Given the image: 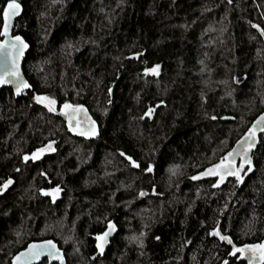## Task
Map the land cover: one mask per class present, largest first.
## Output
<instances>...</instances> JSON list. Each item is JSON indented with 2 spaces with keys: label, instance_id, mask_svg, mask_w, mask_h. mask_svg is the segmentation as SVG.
I'll return each mask as SVG.
<instances>
[{
  "label": "trees",
  "instance_id": "16d2710c",
  "mask_svg": "<svg viewBox=\"0 0 264 264\" xmlns=\"http://www.w3.org/2000/svg\"><path fill=\"white\" fill-rule=\"evenodd\" d=\"M17 2L31 88L18 99L0 90V184L12 180L0 191V264L45 240L68 264H245L210 233L264 241V135L240 183L191 177L264 112V0ZM65 103L88 108L97 140L69 133ZM54 188L55 199L42 194ZM110 221L119 231L100 255Z\"/></svg>",
  "mask_w": 264,
  "mask_h": 264
},
{
  "label": "snow or ice",
  "instance_id": "6c2138e0",
  "mask_svg": "<svg viewBox=\"0 0 264 264\" xmlns=\"http://www.w3.org/2000/svg\"><path fill=\"white\" fill-rule=\"evenodd\" d=\"M20 4L17 0H7V4L2 9V28H0V37H4V40L0 42V85L11 84L13 85L16 94H19L24 89L30 87V85L25 82L20 74L19 70V60L24 55V50L28 47V44L22 39L19 35L9 36V28L12 26V18L19 14ZM252 27H257L252 25ZM261 36H264V30L260 31ZM159 65H155L152 68H146L145 75L152 74L158 75ZM33 99L37 104H42L48 109L49 112L55 111L56 101L47 96H34ZM162 103V102H161ZM84 112V109L80 105H72L65 103L61 108V114L68 119L69 131L76 132L77 135L82 136H95L96 135V126L95 122L91 118H86L85 121L81 122L77 119V116ZM152 109H149L145 112V116L150 115ZM216 119V117H211ZM73 121H75V126H73ZM87 125L85 127L84 125ZM257 128L261 132H264V115L258 117L253 126L248 129L244 137L238 143L241 144V148L233 149L228 152L227 155L222 157L219 163L213 164L211 167L205 169L202 172L201 176H214L218 177L216 183L213 187L218 186L222 183L227 176H234L237 183H240L242 180L241 170L244 169L245 165L248 166V171L252 170V161L248 155L251 149L254 146V141L257 135ZM54 151L51 144L47 148L38 149L36 152L32 153V159H38L39 155L44 151ZM121 156H124L126 160L129 161V164L132 167H138V164L131 159V157L126 156L123 152L120 153ZM239 157V168H236V157ZM25 160H28L29 157L25 156ZM152 166L149 165L146 171H151ZM198 176H193L191 179L196 180ZM12 183L11 179L4 181L0 184V191L6 189ZM59 189L54 188L51 192L44 193V195H50L55 199V194L58 193ZM140 195H144L143 192ZM109 230H114V226L109 222ZM110 234L109 231H105L102 236H97V248L102 249V243H106V237ZM210 235L216 236L221 241H225L228 244H232V240L226 236L222 235L219 231H213ZM239 253L240 257L247 256L248 264H264V243L261 244H245L243 247H232L230 255L235 256ZM41 256H47L55 260H59L60 264H64L63 257L61 256L60 251L57 249L56 244L51 240L44 241L42 244H30L26 251L19 253L16 257L13 258V264H34V261L40 259ZM225 264H228L225 261Z\"/></svg>",
  "mask_w": 264,
  "mask_h": 264
},
{
  "label": "water",
  "instance_id": "95a60500",
  "mask_svg": "<svg viewBox=\"0 0 264 264\" xmlns=\"http://www.w3.org/2000/svg\"><path fill=\"white\" fill-rule=\"evenodd\" d=\"M20 6H21V5H20ZM22 13H23V7L21 6L19 14L16 15V16H14V17L12 18V21H11L12 26L9 28V36H10V37L15 35V34H14L15 25H16L17 20L21 17ZM260 31H261V30H260ZM22 39H23V38H22ZM3 40H4V37H1L0 42H2ZM24 41H25V40H24ZM25 42H26V41H25ZM28 51H29V45H28V47L24 50V55H23V56L20 58V60H19V70H20V74H21L22 79H23L25 82H27V83L29 84L28 80L26 79V77L24 76V73H23V62H24V59H25L26 54L28 53ZM138 58H139V55H134V56H131V57H130V59H138ZM29 85H30V84H29ZM30 88H31V86H30L29 88H27V89H24V90H23L22 92H20L19 94H16L13 85H11V84L0 85V90H2V89H10V90L13 92V95H14V97H15L16 99L22 97L24 93H26V92H28V91L30 90ZM80 106H82V108L84 109V112H81V113L77 116V119L80 120L81 122H83V121L86 120V118H91V120L95 122V126H96V135H95V136H87V137H86V136H82V135H77L76 132L69 131V123H68V119H67L64 115L61 114V110H60V112H59V117H60L61 120L64 122V124H65L66 128L68 129L69 133H70L73 137L78 138V139H83V140H86V141H95V140H97V139L100 137V132H101V130H100V125H99V123H98V122L92 117L90 111L88 110V108H87L86 106H84V105H80ZM261 115H264V112L261 113L258 117H260ZM258 117L252 122V124L248 127V129L251 128V127L253 126V124H254L255 121L258 119ZM73 126H75V121H73ZM84 126L87 127L86 124H85ZM248 129L245 131V133L248 131ZM245 133H244V134L241 136V138H240V139L234 144V146L231 148L230 151H232L234 148H235V149H238V150L241 148V144L238 143V142L242 140V138L244 137ZM263 135H264V132H261L260 129L257 128V135H256V138H255V141H254V146H253V148L251 149V151L248 153L250 159H252L253 154L257 151L258 146H259V143H260V140H261V137H262ZM230 151H229V152H230ZM227 153H228V152H227ZM227 153H226L225 155H227ZM122 157L124 158V156H122ZM124 159H125V158H124ZM131 159H132V158H131ZM125 160H126V159H125ZM132 160H133V159H132ZM126 161H127V163L129 164V161H128V160H126ZM217 163H219V162H217ZM211 166H212V165H211ZM211 166H209V167H211ZM131 167H132V166H131ZM209 167H208V168H209ZM235 167H236V168H239V157H238V156L236 157V165H235ZM132 168L138 170L139 165H138V167H135V168L132 167ZM206 169H207V168H206ZM204 171H205V170H203L202 172H204ZM202 172H200V173H198V174L196 175V176H198L199 178L196 179V180H194V181H196L197 183H200V182H206V181H214V182L216 183L218 177H214V176H201L200 174H201ZM234 178H235L234 176H227V177L225 178V180H224L222 183H220L217 187H218V188H222V187H224V186H225L230 180H232V179H234ZM10 186H11V184L8 186V188H9ZM110 222H111V224L114 226V230H109L108 225H107L105 231H109L110 234L106 237V241H107L106 243H104L103 241H101V243H102V249H103L102 251H101L100 249L97 248V242H96V249H97L98 254H100V255H105V254H106L107 250L109 249V247H110V245H111L112 240L117 236L118 231H119V230H118V226L116 225V223H115L114 221H110ZM105 231H104V232H105ZM104 232H103V233H104ZM103 233H102L100 236H102ZM229 238H230V237H229ZM230 239H231V238H230ZM231 240H232V239H231ZM45 241H48V240H45ZM51 241H52L54 244H56L57 249L60 251L61 256L63 257L64 264H68V263H67V260H66V257H65V254H64V252L60 249L59 245H58L56 242H54L53 240H51ZM43 242H44V241L32 242V243H30V244H42ZM224 243H225L226 245H228L229 247H231V249H232L233 246L239 248V247H243V246L245 245V244H244V245H236V244L233 242V240H232V244H228V243L225 242V241H224ZM261 243H264V241H262V242H258V243H250V244H261ZM30 244H29V245H30ZM29 245H28V246H29ZM28 246H27L24 250H22L21 252L26 251L27 248H28ZM21 252H19V253H21ZM19 253H18V254H19ZM18 254H17V255H18ZM17 255H15L14 257H16ZM235 256L238 257V260H239V261L244 262L245 264H248V258H247V256H245V257H240L239 253H237ZM14 257H13V258H14ZM44 261L48 262V264H60V261H59V260H55V259H52V258L47 257V256H41L39 260L34 261V264H41V263H43ZM11 264H13V259H12V261H11Z\"/></svg>",
  "mask_w": 264,
  "mask_h": 264
},
{
  "label": "rangeland",
  "instance_id": "374dc122",
  "mask_svg": "<svg viewBox=\"0 0 264 264\" xmlns=\"http://www.w3.org/2000/svg\"><path fill=\"white\" fill-rule=\"evenodd\" d=\"M54 112H57V110H56V105H55V111ZM57 195V193L55 194V196ZM52 197V196H51Z\"/></svg>",
  "mask_w": 264,
  "mask_h": 264
}]
</instances>
